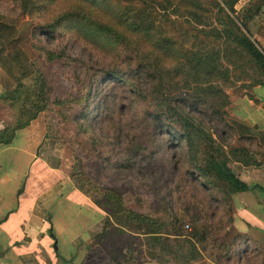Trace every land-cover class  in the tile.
I'll return each instance as SVG.
<instances>
[{"label": "rangeland", "instance_id": "1", "mask_svg": "<svg viewBox=\"0 0 264 264\" xmlns=\"http://www.w3.org/2000/svg\"><path fill=\"white\" fill-rule=\"evenodd\" d=\"M116 1L121 2L122 6V0ZM261 1L263 0H237L233 5L234 15L231 16L234 20L237 19V23L239 20L247 23L246 26L251 30L255 24L260 23L259 19L263 16L261 14L264 13V8L262 9V5L259 6ZM174 4L177 5L179 13L172 11L163 13L159 11L157 3L141 9L147 13L151 10L153 17L160 18L165 23L167 34L175 40L177 49L186 54V62L179 64L182 69L178 70V73H175L170 64L158 67L153 59L146 64L143 59L149 55L136 48L122 46L121 54L125 58L112 56L111 61L106 63L96 52L66 34L46 41L38 33L32 34L34 19L20 15L10 0H0V53L5 56L6 50L12 44L10 42H14L33 64L32 66L40 69L51 85L47 109L38 113L30 122L42 129L43 143L40 152L45 157H52L47 164L59 166L63 172H68L75 186H79L82 189L80 191L95 204L103 202L104 189L112 188L119 193L126 209L155 220L162 233L169 230L172 213L177 214L180 231L185 239L181 238L183 241L179 242L170 240L164 242L162 250L158 246H149L144 237L135 234L137 231L135 226L132 223L124 224L126 219L122 215H113L111 212L110 217L106 214L110 222L116 220L126 230L121 235L116 231L118 227H114L112 239L105 235L100 239L106 247L110 249L112 247L120 254L117 257L122 264L143 261L151 255L159 260L175 257L177 263L190 258L195 260L196 264H261L264 246L262 247L260 243L257 242L260 253L258 256L255 255V247L249 246L252 252L244 255L240 261L236 259L238 253H232V249L235 248L233 246L229 248L232 238L240 234L229 227L232 219L230 204L214 187L205 188L202 178L195 176L196 171L191 165L204 164L205 149L200 142L193 140L192 153L189 157L182 154V151L185 152L188 148L183 142H180L178 147L175 143L169 149L163 146V152L154 150L152 158L131 157L129 151L125 149L129 143L124 134L137 137L144 133L148 113L153 110L162 112L164 109V105L157 102L164 95L171 98L170 104H173L174 98L180 97L192 102L196 112H191L204 120V115L197 114V101H205L198 104L201 112L208 113L207 106L210 105L225 112L224 119L231 122L230 119L235 117L227 108L228 95L223 98L222 92L226 94L225 91L237 84L254 85L264 81V74L254 64L246 62L244 56L238 53L239 48L235 47L236 50H233L232 43H223L221 39H215L206 33L212 27L220 28V24L215 20L227 11L232 0H197V19L183 11L184 5L177 3V0ZM256 5L258 11L260 10V14L258 13L260 17L257 16L258 18L250 23L243 20L247 10L253 9ZM48 50L57 53L61 51L63 56L61 59L48 61L44 58ZM190 59L193 61L197 59L196 80L199 81V85L204 84L203 88H194L191 80L188 87L184 84V80L190 79V76L185 77L184 72H189V75L194 72L188 68L187 60ZM18 61L20 63L21 58ZM1 64L4 67L0 65V96L13 90L15 78L20 76L21 67L27 66L13 63L8 57H4ZM140 64L147 65L149 71L156 72L155 74H159L163 79L161 83L156 82L152 91L146 95L143 89L147 88L149 79L146 80L144 77L137 79L133 75L134 71L132 72V69ZM110 65L121 70L130 68L131 73L127 82L102 83L101 70ZM28 76L21 80L25 85L30 84L32 72ZM91 76L93 82L90 81ZM90 82L93 85L90 99L88 102L80 101ZM134 84H138V87H134ZM94 87H97L96 93L93 91ZM130 87H134L135 91L131 92ZM154 96L158 99H154ZM76 99L78 103H75ZM98 100L100 104H97ZM86 108L87 119L84 120L82 117L77 119L78 114L82 116ZM184 108L185 111L189 109L187 106ZM13 112L11 107L0 99V128L4 122L9 121ZM209 124H214L213 128L217 131L223 128L215 121ZM240 131L247 132L244 129ZM240 131L238 130L239 135L226 131L220 140L214 131H211V134L221 142L230 158L234 156L237 161L242 160L246 165H257L264 157V135L248 140V134L243 133L245 136H241ZM166 144L168 146V143ZM232 161L228 162L229 167ZM253 162L254 164H250ZM161 186L164 187L162 191ZM167 191H169L165 196L167 205L164 206L160 198L165 192L167 194ZM193 213L198 217L196 221L198 225L209 224L213 227L203 241L197 242V238H191ZM111 229L110 224L106 225L107 232L111 233Z\"/></svg>", "mask_w": 264, "mask_h": 264}, {"label": "trees", "instance_id": "2", "mask_svg": "<svg viewBox=\"0 0 264 264\" xmlns=\"http://www.w3.org/2000/svg\"><path fill=\"white\" fill-rule=\"evenodd\" d=\"M10 1L14 3L20 15H27L34 19L35 24L32 27L33 35L38 33L44 37V40L49 41V39H55L58 36L66 34L82 45H86L91 51L96 52L106 63L111 61L112 56L122 59L125 58V56L121 54L122 46L147 52L146 55L149 56L144 58L143 62L149 64L150 60L153 59L158 67L170 64L175 70V73H178V70L182 69L179 64L186 62V54L177 49L175 40L167 34L166 27L164 26L165 23H163L160 18H156V16L153 17L151 10H148L147 13L141 9V7H149L153 3H157L160 7L158 8L159 11L163 13L165 11L179 13L177 5L174 4L175 0H122V6L120 4L121 2L116 0ZM236 1L237 0H232V4L228 5L227 11L223 12V15H219L215 20L216 23L220 24V28L212 27L210 30L206 31V33L215 39H221L223 43H232L234 45L233 50H236L235 47L239 48L238 53L244 56L246 62H251L264 74V51L257 41L252 38L250 30L246 26L247 23L244 24L240 20L239 23H237V19L234 20L231 16L234 15L233 5ZM177 3L183 4V11H186L190 16L197 19V0H177ZM245 10H247V8H245ZM257 13L258 5L254 6L253 9H248L246 14L243 15V20L250 23L253 16ZM164 15L165 14H161V16ZM256 35L264 39V19L258 24ZM10 43L12 44L10 48L6 50L5 56H3V53H0V61L3 63L4 57H8L13 63L16 62L20 66L27 64V66L21 67L20 76L15 78L16 84L13 90L0 96L3 103L8 104L14 111L11 117H9V121L4 122L0 128V146L10 144L14 138L15 132L27 127L29 123L36 118L38 113L44 112L47 109L50 102L49 91L51 85L49 82L46 81L40 69L32 66L33 64L27 60L22 50L14 42L11 41ZM62 56L63 54L61 51L57 53L54 52V50H48L45 52L44 58L48 61H52L61 59ZM20 58L21 62L19 63L18 60ZM1 62V67H4ZM187 64L188 68L194 70V72H192V74L190 73V75L189 72H184L185 77L188 78V76H190V79L184 80V84L188 87V85H190L189 81L191 80L194 88H203L204 84L199 85V81L196 80L198 70L197 59L195 61L191 59L187 60ZM31 72L33 77L31 78L30 84L25 85L21 80L29 77L28 75H30ZM132 72L137 79L140 77H144L146 80L149 79L147 88L143 89L145 95L152 91L156 82L161 83L163 81L159 74L149 71L147 65H137L134 70L132 69ZM130 73V68L128 70H121V68H115L113 65H110L108 68L101 70L100 78L102 79V83L106 81L125 83ZM93 80L91 76L90 81L93 82ZM258 83L259 82L256 84ZM92 86L90 82L88 84V89L84 96L80 98V101L88 102V99H90L92 95ZM133 86L138 87V84H134ZM134 87H130L131 92L135 91ZM93 91L96 93L97 87H94ZM222 93L223 98H225L226 94H224V92ZM153 98L158 99L157 96ZM169 101H171V98H166L165 95L158 99L157 102L164 105V109L162 112L153 110V112L148 113V122H146L147 125L144 133L137 137L135 135L129 136L128 134H124L126 141L129 143V145L125 146V149L129 151L131 157L152 158L154 157V150L162 151L163 146L169 149L172 148L175 143V145H177L176 147H178L180 142H183L188 147L185 152L182 151V154L189 157L192 153V142L193 140H197L205 149V160L202 166L196 164L191 165L196 171L195 176L202 178V183L205 188L214 187L224 199L227 198L228 202L230 194L245 191L247 186L234 176L231 168L228 166V162L232 160L237 161V159L234 156L231 158L228 156L221 142L212 137L211 131H214V134L219 137V140L220 137L225 135L226 131L234 132L236 135H239L240 133L238 130L244 129V131L247 132L240 131L241 136H245L243 133L248 134V140H254L256 137L264 135V131L257 130L253 126H248L235 118L230 119L231 122H228L224 119L225 112L210 105L207 106L208 113L201 112L198 109V104H203L205 101H197V114L204 115L205 120L196 116V113L191 112L195 111L192 102L181 97L174 98L172 100L173 104H170ZM75 103H78V99L75 100ZM90 103L91 102H89V104ZM89 104L88 106L91 105ZM97 104H100L99 100ZM185 106L189 108L186 111L184 108ZM87 112L88 110L86 108L82 116L78 114L77 119L82 117L86 120L87 117L85 114H87ZM212 121H215L216 124H221L223 128L220 131L214 130V124H209ZM157 128H159V130H157ZM44 136L46 137V133ZM153 143L155 146H153ZM166 143H168V146ZM237 162L242 163V160ZM250 164H254V162ZM77 188H79V190L81 189L79 186H77ZM104 190L105 194L102 195L103 202L101 204H96L110 217H112L110 215L111 212L113 215H122L126 219L124 224L132 223L137 230L134 233L144 237L149 246H158L162 250L164 242L166 243L169 240L179 242L183 241L180 240L181 238L185 239L180 231L181 226H179L177 214L172 213L170 216L171 223L169 230L162 233L155 220L141 213L126 209L117 191L112 188ZM162 190H164V187L161 186L160 191ZM168 194L169 191H167V194L165 192V195L160 198L164 206L167 205L165 196ZM109 216H106L107 218L104 219L101 232L96 235L95 243L101 245L105 253L113 261L117 264H122L117 257L120 254L116 253L117 251L112 247L111 249L106 247L104 242L100 240L103 235L112 239L115 232L114 227H118L116 231L121 235L126 231L122 228L123 225L120 224V222L116 220H111L110 222ZM197 219L198 217L195 213L191 214L192 227L190 229V235L192 239L195 237L197 238V242H199L205 239L207 232H211L213 227L209 224L198 225L196 223ZM109 224L112 228L111 233L106 230V225ZM140 230L142 232H140ZM248 241H252V239L244 234H236L232 238L229 248L231 246L235 248L232 249V253H238V257L236 258L238 261L248 252H252L251 250H247L249 246ZM239 244H242V246H239ZM150 257L154 258L155 256L153 257L151 255ZM261 264H264L263 257L261 259Z\"/></svg>", "mask_w": 264, "mask_h": 264}, {"label": "crops", "instance_id": "3", "mask_svg": "<svg viewBox=\"0 0 264 264\" xmlns=\"http://www.w3.org/2000/svg\"><path fill=\"white\" fill-rule=\"evenodd\" d=\"M258 24L250 34L264 51ZM225 92L231 115L264 131V81ZM42 143V129L30 123L0 146V264H117L95 243L106 213L77 189L68 172L47 164L52 157L41 154ZM230 168L247 189L229 196V227L253 238L248 245L258 256L257 242L264 246V157L253 166L232 161ZM175 260L149 257L127 264H196Z\"/></svg>", "mask_w": 264, "mask_h": 264}, {"label": "built area", "instance_id": "4", "mask_svg": "<svg viewBox=\"0 0 264 264\" xmlns=\"http://www.w3.org/2000/svg\"><path fill=\"white\" fill-rule=\"evenodd\" d=\"M184 227L186 228L187 227V224H185Z\"/></svg>", "mask_w": 264, "mask_h": 264}]
</instances>
